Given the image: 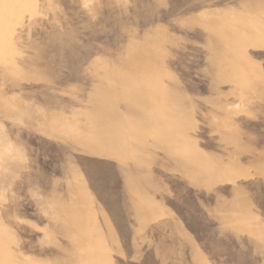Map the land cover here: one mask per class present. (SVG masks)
Returning a JSON list of instances; mask_svg holds the SVG:
<instances>
[{
  "label": "rangeland",
  "instance_id": "374dc122",
  "mask_svg": "<svg viewBox=\"0 0 264 264\" xmlns=\"http://www.w3.org/2000/svg\"><path fill=\"white\" fill-rule=\"evenodd\" d=\"M0 264H264V0H0Z\"/></svg>",
  "mask_w": 264,
  "mask_h": 264
}]
</instances>
